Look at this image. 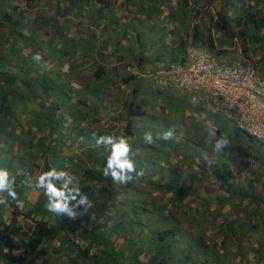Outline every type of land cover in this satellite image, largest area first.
Masks as SVG:
<instances>
[{"label": "trees", "instance_id": "1", "mask_svg": "<svg viewBox=\"0 0 264 264\" xmlns=\"http://www.w3.org/2000/svg\"><path fill=\"white\" fill-rule=\"evenodd\" d=\"M43 1L64 5L56 7L49 4L51 15L46 8L32 12L36 3L42 5ZM60 1L0 0V167L6 168L15 177V190L19 199H23L27 192L34 199L32 206L24 207L23 210L18 209L15 206L16 201L11 199L7 205H0V264H24V261L39 264L35 261L38 262V259L46 256L48 260H44L45 262L51 263V260H55L58 264H234L227 258L229 245L236 248L237 264H262L260 257L264 255V191L262 193L256 190L252 184L255 181L249 177L245 182L246 190H241L231 181L234 176L233 167L236 168L237 174L241 172L240 169L248 170L249 155L243 152L237 160L238 153L235 154L231 150L232 154L224 157L226 149H223L217 153L218 157L213 158L211 164L197 157L204 148L201 145L202 148L197 151L200 141L207 139V131L196 133L193 120L195 123L202 120L208 128L216 130L217 136L226 132L225 126L221 128L216 124L208 125L204 116L198 119L190 116L191 119L182 118L180 122L176 114H173L171 118L174 120L169 123H162L163 120L159 117L163 116H154L150 123H147L148 132L146 127L133 122V119L144 113L133 88L130 90L128 101L122 102L114 111L107 110L105 84L100 80L104 70L101 64L89 59L93 51L92 45L95 44H90L89 53H83L87 58L81 63L71 61L68 50H59L65 45L66 39H63L65 37L57 26H60V22H65L63 24L69 27L71 22H66V15L82 16V0ZM84 1L88 5L92 0ZM97 1L99 3L101 0ZM202 2H216L218 5L214 10H200L198 8L201 6L196 7L194 0L190 2L195 7L190 11L191 15L196 18L200 16L206 24L192 22L190 36L184 28V38H179L178 48L184 50L186 45L205 44L213 50L217 44L224 41L233 43L232 40L235 39L236 43L238 41L240 44L237 43V47L243 57L249 58L246 52L251 47L253 53L261 52L257 60L260 63L264 61V0ZM91 5L93 6V3ZM228 9H231V14ZM61 16L63 21L59 20ZM148 24L152 25L150 22ZM43 25L51 28L47 31L50 38L45 41L54 45L53 51L47 56H44V50L38 47L41 44L40 38L35 41L28 35L30 32L34 34V30H41ZM124 25L123 36L129 29L139 26V22H126ZM153 25L160 26L159 22H154ZM71 28L72 36L67 37L69 47H78L76 44L86 46L84 38H81L80 26ZM200 28H206L203 38ZM137 36L135 33L134 41L138 46ZM41 41L44 42L43 38ZM118 46L117 42L116 48ZM138 48V53L142 56L138 57L137 64L142 62L148 52L146 47ZM78 49L80 51L79 47ZM39 52L43 58V67L32 59V56ZM112 53L113 51L107 52L108 56ZM127 54H132L130 49ZM157 59L153 58L150 62L158 61ZM159 59L163 62L175 61L174 58ZM251 63L253 66L252 61ZM80 68L85 71L91 68L89 77L79 75ZM125 73L120 75L121 83L134 77L128 72ZM76 91L84 93V97H78L76 102L71 103V95ZM155 94H159L158 88ZM167 99L170 100L169 97ZM162 106L163 104L158 105L161 109L158 112L164 114ZM87 112L94 116L90 121L105 124L114 121L116 126L110 123L106 131H84L79 125ZM169 128H175V139L186 136L196 142L197 145L193 144L195 149L189 151L187 145L190 140L186 142V138L183 139L184 144L169 141V147H166L163 139L158 137ZM93 132L98 135L125 137L131 145V158L136 169L144 170L143 177L127 184L117 183L111 177H105L102 172L108 151L104 146L96 145ZM146 132L152 134L154 144L144 141ZM231 135L236 137L234 132ZM248 140L251 142L253 139L248 137ZM250 142L247 146L251 148ZM85 143L82 154L88 164L77 167L74 157H80L77 156L79 154L76 148ZM205 145L206 148H212L210 143ZM63 146L66 149L64 156L59 153ZM49 168L66 171L74 177L73 182H78L77 188H80L81 194L88 195L91 201L92 206L87 213L83 211V206H80L76 211L81 214L75 220L56 216L46 209L47 197L43 191L26 187L23 183L26 177H34ZM209 177L214 179L226 199L231 200L226 205L230 204L237 216L239 212L244 214L238 209L245 208L247 201L252 203L258 210L256 217L262 218L259 223L251 221L250 214L246 212L242 218L220 217L217 224L218 238L207 241L206 228L198 226L197 223L195 225L188 217H182L178 212L182 202L187 205L191 202L192 206L195 205L194 209L204 206L199 207L202 211L208 207L211 199L219 204L227 202L217 195L216 199L205 198V191H202L203 181ZM19 219L27 221V224L23 226ZM19 230H22L24 239L18 254L14 255L15 244L10 233L16 234ZM258 230L262 233L260 240H250V252L246 256L243 252L244 238L251 231ZM248 240L249 238L246 239ZM47 251L50 254L46 255ZM38 254H42L41 257Z\"/></svg>", "mask_w": 264, "mask_h": 264}, {"label": "rangeland", "instance_id": "2", "mask_svg": "<svg viewBox=\"0 0 264 264\" xmlns=\"http://www.w3.org/2000/svg\"><path fill=\"white\" fill-rule=\"evenodd\" d=\"M19 1V0H17ZM62 1V0H61ZM60 1V2H61ZM132 1V2H130ZM134 0H129L127 2H129V4L131 5V7H137V3ZM49 4H52L50 6H56V7H62L64 5V3H58V4H53L52 2H46L43 1L42 5L39 3H36V5L34 6V10L32 12H36L39 11V9H44L46 8L49 15L52 14V9L49 7ZM58 5V6H57ZM90 7V6H89ZM121 8V7H120ZM104 9V8H101ZM94 10V9H93ZM105 11V10H104ZM183 12V11H182ZM181 12V13H182ZM229 14L232 13L231 9H228ZM113 11L110 10H106V16L108 14H113ZM123 15L127 16L128 13L127 11L123 12ZM139 15V11L136 10L132 13V19L134 20V22H136L137 20L141 21L138 17ZM69 16L71 18L75 17L72 16V14H69ZM117 16V14L115 15V17ZM78 17V15L76 16ZM80 18V17H79ZM59 20H63L62 16L59 17ZM116 20V18H115ZM159 21V20H157ZM155 22V21H154ZM23 23L26 26V22L23 19ZM63 23L65 22H60V26H57L58 30L63 33V39H66V43L65 45H63L59 50H68L69 53L71 54L69 57L71 59V61H73L74 63H81L84 59H85V55L83 53H89V49L88 47L91 46L90 44H94L93 38H92V34H94V37L99 36L101 34V32H105L107 29H109V27H114V28H118L119 30H121L124 27V22H100L99 23V27L101 29L98 28L97 25H91V27L89 26V24L83 25L84 23L80 22H71V24L67 27V25H64ZM76 23V24H75ZM80 23V24H79ZM180 24H176L175 25V29L176 31L178 29H180V25H182L184 28H186L187 33L188 31H191L190 29V22H178ZM204 24H206V22H203ZM77 24H79L80 26V31L82 32L81 34V38H84L83 40L86 42V46L83 45H78L76 44V46H78L80 48V51L78 49V47H69L68 43H69V37L72 36L71 34V26L74 27H79ZM126 25V24H125ZM171 24L169 23H165V22H161L160 26H156V25H151L149 26L148 22H146L145 20L139 22V26L136 27L135 29L132 30H128L127 31V43L129 45V47L133 48L136 42H134V37H135V33L138 34L137 39H138V46L140 47H146V45L148 46H152L153 45V41H155L154 39L157 40H164L165 38H167L168 35V28L171 31ZM29 27V26H28ZM151 27V28H149ZM70 28V29H69ZM154 28V29H153ZM51 28H49L46 25L41 26V30H34V34H32L30 32L31 37L37 41L40 38V42L41 44L38 47H41L42 50H44V56H47V54H51V52L53 51L52 49H54V45H50L48 43V41H45L47 38H50V34L49 32H47L48 30H50ZM157 29V31H155ZM206 30V28H204ZM154 30L155 33H152ZM79 31V32H80ZM101 31V32H100ZM169 31V33H170ZM92 32V33H91ZM205 32V31H204ZM163 33V34H162ZM201 33H203V29H201ZM212 34H214V32H211ZM91 34V35H90ZM68 37V38H67ZM44 40V42H42L41 40ZM87 40V41H86ZM218 38L216 39V42L218 43ZM61 41V40H60ZM58 42L55 41V43ZM137 42V43H138ZM238 43V41H237ZM70 44V43H69ZM239 44V43H238ZM240 45V44H239ZM96 46V44L94 45ZM155 46H162V44H160L159 42L156 43ZM153 46V48L155 47ZM218 48H223L221 49V52H216V48H214L213 50H210L207 46H205V44H198V47L208 51L214 55H218L220 57H223L225 60H227L228 62L231 61H239L240 60V56L241 54H239V51L237 50V48L235 47V45L233 46V43L230 41H224L220 44H217ZM237 46V45H236ZM56 48H58L57 45H55ZM113 48V47H112ZM133 50L135 51V49L133 48ZM133 51V52H134ZM81 54H80V53ZM249 55L248 60L251 62H253V69L255 71V73L261 77L264 78V61L263 62H259L257 60L258 56L261 54L260 51H256L255 53L252 52L251 47H249L248 51L246 52ZM40 54V52H39ZM63 59V58H61ZM126 59H129L128 57H126ZM67 60V59H66ZM81 60V61H80ZM136 66V65H135ZM84 68V67H83ZM81 69V72L79 75H86L87 77H89V72L92 71V69L88 68L86 71L83 69ZM123 70H125V65ZM120 76V75H119ZM49 78V77H48ZM74 79V76L72 77ZM50 80H53V78H49ZM100 80H102V82L105 84V96L108 97L106 100L107 103V110H111L114 111L117 108H119L122 104V102H126L130 99V90L133 88L136 92V99H138L140 101V103L142 104V108L144 109V113L142 115L137 116L135 119H133V122L135 124H138V126L141 127H146L147 129V123L151 121V119L154 116H163V117H159V119L163 120L162 123L164 122H171L174 119L171 118L173 116V114H176V116L179 118V121L181 122L182 118H189L191 119L192 117L190 116H195L194 118L198 119L201 116H204V119L206 121V123L210 126H215V124L217 126H220L221 128H223V126L226 127V132L225 134L229 137L230 141H231V145L228 146L227 148H225L226 150H224L223 156L225 157L227 154H232V152H230L231 150L237 154V160L240 156L241 153H247L249 155L248 158V170L247 171H243L242 169L241 172H239L237 174L236 172V168L233 167V171H234V176L231 177V181L234 185L238 186L241 188V190H246L247 189V183L245 184V182L247 181V178H252L253 181L252 182L253 185H255V189L256 190H260V192L263 193L264 191V144H261L260 142L254 141L252 140L251 142L248 140V136H246L243 132L237 130L235 128L234 122L233 120L224 117L223 115L220 114H216V113H212L209 107H203V106H198V105H193L189 102V100L183 96L180 95L179 93H177L173 88L171 87H165V88H160L155 86L153 83H150V81L146 80L145 78H140V79H134V81L131 82H124V83H119L116 80V77L114 76V74L110 75L107 74L106 76H104L103 78H100ZM53 82V81H51ZM157 88L159 90V94H155L157 92ZM137 90V91H136ZM72 98L71 103L72 102H76L78 97H84V93H78V91L75 92V94L71 95ZM86 97V96H85ZM170 98V100H168L167 98ZM103 102H105V100H103ZM69 102V105L71 104ZM163 104V108H164V114L163 112H158L159 107L158 105ZM72 106V105H71ZM79 107V106H78ZM116 107V109H115ZM80 108V107H79ZM85 109H88V107H84ZM112 113V112H111ZM34 114V113H32ZM86 114V116H84L83 119L80 120V125L79 128L87 131V130H101V131H106V127H109L110 123H113L114 126L115 123L114 121H108L107 124L102 123L99 121V123L90 121L91 118H94L93 114H91L90 112L84 113ZM110 114V113H109ZM196 121V120H195ZM193 123L195 125L194 130L196 133H198L199 131H208L210 128H208V126H206V124L202 123V120H200L198 123V125H196L197 123L194 122ZM153 124V123H152ZM134 125V124H133ZM158 122H157V126H158ZM137 126V127H138ZM204 126V127H202ZM137 127L135 129H137ZM180 127V125L178 126ZM79 128H77V130H80ZM183 127H181L180 130H182ZM147 131L149 132V129H147ZM181 132V131H180ZM183 132V130H182ZM235 133L236 137H233L231 135V133ZM182 134V133H181ZM75 135V134H74ZM73 135V138H74ZM232 137L234 139H232ZM186 136H182V139H178V137L175 139V137H173V139L170 140H163V143L165 144L166 147H169V141H172V143H179L180 145L183 143L184 144V140ZM207 138V137H206ZM78 139V138H77ZM190 140V138H186V142ZM207 140V139H204ZM201 140L200 141V147L197 148V151L199 148H202V150L200 151L201 153L198 155L197 157H199L201 160L204 161H209V160H213V158L215 159V157H218L216 152H213L212 148H210L208 146V148H206L207 145H205L206 141ZM251 143L252 146L251 148L249 146H247L248 143ZM193 144L197 145L196 142H193V140H190L189 145H187L189 151H192L195 149V146H193ZM250 144V145H251ZM202 145V147H201ZM67 146V145H65ZM65 146L62 147L61 151L59 152L62 156L65 155L66 153V149ZM86 146V143L83 144V146H80L78 148H76L77 150V156L80 157V159H77L76 157H74V163L76 164L77 167H82L83 164H88V162L85 161V159L83 158V154H82V148ZM211 146V145H210ZM249 147V148H248ZM187 151V150H186ZM181 154V153H180ZM187 158V157H186ZM182 159H184V157L182 156ZM185 160V159H184ZM185 163V162H184ZM52 167H54V165H52ZM76 181V180H75ZM204 186L202 191H205V198H209V197H213L215 198L216 195L217 197H222L223 199H226V196H224V194L219 191L217 185L214 182V179L209 177L208 179H204ZM78 182L76 181L75 183L73 182V186L77 187ZM242 185V187H241ZM243 186L245 188H243ZM206 188V189H205ZM33 197V196H32ZM31 194L29 192L26 193L25 196H23L20 201L21 206H17V203H15V206L20 210H23L24 207L25 208H29L32 206V203H34V199H32ZM216 199V198H215ZM227 202L225 201V203L220 204L218 203V201H214V199H211V202L209 203L208 207H206L205 210L202 211V209H200L199 207H204V206H199L198 208H195V205L192 206L191 202L187 205L186 203L184 204V202L181 203V207L179 209V214L182 217H188L191 221L194 222V224L196 225V223L198 224V226L201 227H205L206 228V240L207 241H212L213 239H217L218 238V234L219 231L217 232V224L220 221V217H225L226 219H233L236 217H240L242 218L243 215L246 214H250L249 216H251V221H254L255 223H259V221L262 218H258L256 217V213H258V210L254 207V205L251 203L249 204V202L247 201L246 207L241 209H238V211H243L244 214L242 213H238V216L235 213V209H233V207L230 205H226L227 203H230L231 200L226 199ZM173 208V205L171 206ZM237 209V208H236ZM183 211V213H182ZM246 212V214H245ZM34 215V214H32ZM23 226H25V224H27V221L23 220V219H19L18 220ZM182 226V225H181ZM184 227V226H182ZM197 227V226H195ZM22 230H19V232L17 231V233H10V237L12 238L13 243L15 244L14 247V255H17L19 250L21 249V241H23L24 237H22ZM21 233V234H20ZM21 235V237H19ZM262 235L261 231H251L248 235H246L247 237L244 238L243 241V252L246 254V256L249 255L250 252V240L253 239L258 241L259 236ZM248 241H246V239H248ZM50 254L49 251L46 252V255ZM39 255V254H38ZM42 255V254H41ZM41 255H39L41 257ZM59 255V254H58ZM48 257L46 256L45 258H41L38 259V262L35 261L36 263L39 264H58L55 260L52 261L51 263H47L44 260H48ZM228 261H230L231 263L237 264L236 260L238 259V255L236 254V248L234 245H229V254L227 255ZM261 263L264 264V255L260 257ZM58 261V259H57ZM24 264H33L32 262L29 263L24 261Z\"/></svg>", "mask_w": 264, "mask_h": 264}, {"label": "built area", "instance_id": "3", "mask_svg": "<svg viewBox=\"0 0 264 264\" xmlns=\"http://www.w3.org/2000/svg\"><path fill=\"white\" fill-rule=\"evenodd\" d=\"M232 41L239 51L236 40ZM125 71L143 74L159 87L173 88L191 104L209 107L212 113L233 120L237 130L264 144V78L242 54L239 61L228 62L201 48L189 47L181 62L157 61L142 71L128 64Z\"/></svg>", "mask_w": 264, "mask_h": 264}, {"label": "crops", "instance_id": "4", "mask_svg": "<svg viewBox=\"0 0 264 264\" xmlns=\"http://www.w3.org/2000/svg\"><path fill=\"white\" fill-rule=\"evenodd\" d=\"M101 1H99V3H98L97 0H92L87 5L86 2L84 0H82V3H81V5L83 7L82 8V11H83L82 16L80 18L76 17V16L71 18L69 15H66V18H67L66 22H76V23L77 22H83V23L86 22V24H89L90 27H91V25L92 26L97 25L98 28L101 29L99 27L100 22H112V21L113 22H124V23L134 22V20L132 19V13L134 11L138 10L139 11L138 17L141 18L140 19L141 21L145 20L146 22H150L152 25L154 24V21L159 22V24H160V22H165V23L171 24V26H170L171 31L169 30V28L167 30L168 31L167 38H165L164 40L154 39L155 41H153L152 46L146 45L148 52L145 55L147 57L145 56L143 58L142 62H140L139 64H137L136 61H137L138 57L142 56V54L138 53L139 48L136 45V43L134 44L136 46L133 47L135 49V51L133 50V48L129 47V45L127 43V38H128L127 33L123 36V31H125L124 30L125 29L124 24H123L124 27L122 28V30H119L118 28H114V27H109V29H107L105 32L100 31L101 34L99 36L94 37V34H92L93 40H91V41H93L94 44H96V46L92 45L93 51H92L89 59L101 64V66L104 70V73L102 74L101 78H103L107 74H110V75L114 74V76L116 77L115 81H117L119 84V83H121V76H119V75L126 74L123 70L125 64L136 65L138 70L142 71V69H143L142 67L152 66L155 64V62H157V61L150 62L151 59H153V58L157 57L158 61H163L159 58H165L166 60H169V58H174L175 61H180L184 58L185 51L187 48L198 47V45H195V46H187L186 45L184 50L178 48V44H179L178 40H179V38H181V39L184 38L185 30H184V27L182 25H180L181 28L178 29L177 31L175 29L176 28L175 25L180 24L178 22H190V27H191L192 22H203V20H201L202 18L200 19V16H198L199 18H196L195 16L191 15L190 11L193 8H195L191 4L192 0H134L137 3L136 8L131 7L129 2H127L129 0H103L102 2ZM194 1L196 3V7L201 6L200 8H198L200 10H202V9H210V10L213 9L214 10V8H216V6L218 5L216 2H214L213 4H204V2H202V0H194ZM130 2H132V1H130ZM92 3H93V6L91 5ZM89 6H92V8L94 10L91 9ZM101 8H104V9H101ZM102 10H105V11H102ZM106 10L107 11L108 10L113 11L114 13L108 14L106 16V14H105ZM124 11H127V13H128L127 16L123 15ZM116 14H117V16L115 17ZM115 18H116V20H115ZM157 20H159V21H157ZM61 21H63V20H61ZM141 21L137 20L136 22H141ZM83 25H85V23ZM149 28H151V27H149ZM201 29H203V28H200V32H201ZM101 30H103V29H101ZM129 30H131V29H129ZM152 31H153L152 33H155V31H157V29L155 31L154 30H152ZM169 31H170V33H169ZM190 32L191 31H188L189 36H190ZM203 32H204V29H203ZM203 34L204 33H202V35H201L202 38H203ZM121 36H123V37L120 38ZM200 40H201V37H199V41ZM177 41H178V43L176 44ZM199 41H197V42H199ZM117 42L119 43V46L116 48ZM122 42H123V44H122ZM134 42H136V41H134ZM158 42L161 43L162 46L156 47L155 45ZM109 44L111 45V47ZM153 46H155L154 47L155 50H154ZM101 47H105L106 49L105 48L101 49ZM129 49L131 50L132 54L128 55L127 50H129ZM111 51H113V53L108 56L107 52H111ZM102 53H104V55H100ZM157 53H159V54L157 55ZM116 57H119V59H117ZM126 57H128L129 59H126ZM102 59H104V60H102ZM165 62H167V61H165ZM92 67H93V65H92ZM140 78H145L146 80L150 81L151 84L153 83L148 77L144 76L143 74H139L138 76H134L132 79H130L127 82H131V81H134V79L137 80ZM153 84H152V86H153ZM155 86H157V85H155ZM193 105H195V104H193Z\"/></svg>", "mask_w": 264, "mask_h": 264}, {"label": "clouds", "instance_id": "5", "mask_svg": "<svg viewBox=\"0 0 264 264\" xmlns=\"http://www.w3.org/2000/svg\"><path fill=\"white\" fill-rule=\"evenodd\" d=\"M32 59L43 67V58L39 53L34 54ZM175 131V128H169L158 139H173ZM92 136L96 145L104 146L108 151L106 164L102 172L105 177H111L114 182L121 184H127L143 177L144 170L140 169L138 171L136 169L131 158V145L125 137L112 134L98 135L96 132H93ZM261 138L264 139V137ZM143 139L147 144L155 143L151 133L146 132ZM206 143H210L213 152L216 153L231 145L229 137L226 134L217 136L215 129L207 131ZM208 163L211 164L213 161L209 160ZM73 179L74 177L66 171L49 168L34 177H26L23 183L26 187L43 191V194L47 197L45 207L49 212L56 216H66L71 220H75L81 214L76 211L78 207L83 206V211L87 213L92 205L88 195L81 194L80 188L73 186ZM15 183V177L6 168L0 167V205H7L9 199H11L16 201L17 206H21L22 202L15 190ZM72 201L75 203H70Z\"/></svg>", "mask_w": 264, "mask_h": 264}]
</instances>
